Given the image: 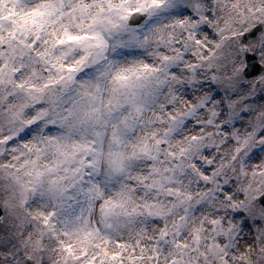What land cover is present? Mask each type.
Listing matches in <instances>:
<instances>
[{
	"label": "clouds",
	"instance_id": "1",
	"mask_svg": "<svg viewBox=\"0 0 264 264\" xmlns=\"http://www.w3.org/2000/svg\"><path fill=\"white\" fill-rule=\"evenodd\" d=\"M0 264H264V0H0Z\"/></svg>",
	"mask_w": 264,
	"mask_h": 264
}]
</instances>
